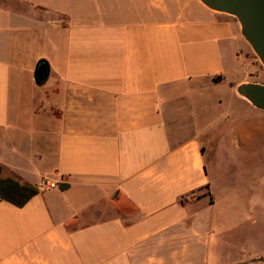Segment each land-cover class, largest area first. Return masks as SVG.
I'll return each mask as SVG.
<instances>
[{
  "label": "crops",
  "instance_id": "0c3cea01",
  "mask_svg": "<svg viewBox=\"0 0 264 264\" xmlns=\"http://www.w3.org/2000/svg\"><path fill=\"white\" fill-rule=\"evenodd\" d=\"M249 50L200 0H0V177L40 188L0 200V264H264L228 241L264 223V110L235 90ZM236 150L245 208L206 157Z\"/></svg>",
  "mask_w": 264,
  "mask_h": 264
},
{
  "label": "rangeland",
  "instance_id": "374dc122",
  "mask_svg": "<svg viewBox=\"0 0 264 264\" xmlns=\"http://www.w3.org/2000/svg\"><path fill=\"white\" fill-rule=\"evenodd\" d=\"M248 55L252 59V62L249 64L248 72H247V67L245 64L244 73H245V76L248 78L245 79L244 81L254 80V81L264 82V66L261 63V61L258 59L257 55L255 54V52L253 51L251 47H250ZM238 71L239 69H235L234 73H232L231 76L234 75L235 77V76L242 74V72L240 71L238 72ZM227 125H228L227 121L221 120V122H219L220 129L223 126L226 128ZM218 134L222 135V133L220 132ZM227 135H228L227 132L224 131L223 135L221 136V141L225 142L226 140H228ZM229 147L232 150V147L231 146ZM206 157L208 161V167L211 171V174L214 175V178L220 179V180H223L222 178H224L227 180V181L224 180L227 183V184H224L225 186L224 188H226L227 191L231 193L232 191L235 190L236 187H238L239 191L237 192L238 194L235 195V198H237L238 200H241L240 205L241 207L245 208V194H247L246 185H247V182L252 177V175H254V173H252V165H249L246 162L247 156L245 155V160H243L244 156L236 150L233 156H231V154H228V156H225V157L220 156L221 159H218V161L215 160V158L212 156L210 151L207 152ZM217 197H218V209H220V207L222 206L225 207L227 204L231 203L230 201L228 202L227 200L229 195H218ZM242 213H241V216H242ZM228 217H229V222L234 221L237 218V213L230 212L228 214ZM248 224L251 225V222L245 224V230L247 229V227H249ZM257 226L259 229H257V231L254 232L255 235L252 234L249 237L247 236V238L245 239H228V241H231V243L234 242L235 244L242 245L243 247H245L246 253L254 254V253L263 251L264 250V223L263 221ZM237 257H240V255H238Z\"/></svg>",
  "mask_w": 264,
  "mask_h": 264
},
{
  "label": "water",
  "instance_id": "95a60500",
  "mask_svg": "<svg viewBox=\"0 0 264 264\" xmlns=\"http://www.w3.org/2000/svg\"><path fill=\"white\" fill-rule=\"evenodd\" d=\"M209 8L237 19L241 34L264 66V0H200ZM46 59L39 61L35 79L43 83L49 76ZM236 92L253 106L264 110V82L247 80L238 83Z\"/></svg>",
  "mask_w": 264,
  "mask_h": 264
},
{
  "label": "trees",
  "instance_id": "16d2710c",
  "mask_svg": "<svg viewBox=\"0 0 264 264\" xmlns=\"http://www.w3.org/2000/svg\"><path fill=\"white\" fill-rule=\"evenodd\" d=\"M68 185V183H60L59 186L61 189H65ZM39 191L38 186L21 182L11 176L0 177V200L8 201L18 207L27 204Z\"/></svg>",
  "mask_w": 264,
  "mask_h": 264
},
{
  "label": "built area",
  "instance_id": "2783aa9c",
  "mask_svg": "<svg viewBox=\"0 0 264 264\" xmlns=\"http://www.w3.org/2000/svg\"><path fill=\"white\" fill-rule=\"evenodd\" d=\"M46 185H49L50 187H55L57 186V182L55 181H50L49 179H43L40 183L39 186L40 187H44Z\"/></svg>",
  "mask_w": 264,
  "mask_h": 264
}]
</instances>
